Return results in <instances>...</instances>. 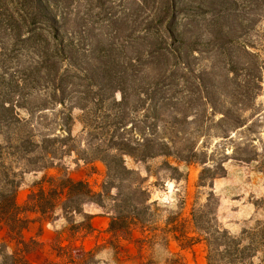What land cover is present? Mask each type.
Instances as JSON below:
<instances>
[{
  "label": "trees",
  "instance_id": "1",
  "mask_svg": "<svg viewBox=\"0 0 264 264\" xmlns=\"http://www.w3.org/2000/svg\"><path fill=\"white\" fill-rule=\"evenodd\" d=\"M194 2L118 0L119 7L127 3L134 6L118 11L113 0H0V224L15 242L11 249L0 243V264H29L28 242L23 238L29 212L50 221L49 214H55L58 208L63 210L76 195L83 197V203L103 196L94 193L87 181L45 175L32 184L30 197L20 206L19 179L53 169L59 153L79 152L82 158L77 161H101L109 174L117 170L122 175L129 171L125 156L143 161L179 159L184 154L189 158L193 154L190 139L182 144L169 137L156 139L145 135L139 125L143 133L137 139L119 133L126 123H132L130 108L148 104L151 112L144 118L155 128L159 122L179 124V113L172 110L187 99H197L211 115L228 119L232 131L244 126L230 107L238 106L248 94V82L234 83L228 89L206 82L207 74L191 67L194 55L199 54L197 46L213 45L223 57L227 75L241 74L233 59L236 52L232 47L237 39L223 30L236 1L202 0L200 6ZM196 11L216 14L205 22V41L195 26L182 23L180 14L185 13L190 24L199 26L192 15ZM216 24L218 27L211 29ZM240 46L243 44L236 49ZM253 59L260 83L264 63L258 56ZM13 60L20 63L16 69H12ZM52 106L53 110L68 106L65 136L42 131ZM20 109L24 110L22 114ZM74 110L81 112L83 124L80 138L84 136L85 142L79 145L67 125ZM221 138L230 141L232 136ZM255 157L237 159L251 162ZM164 164L176 169L167 161ZM142 192L140 186L136 187L132 196ZM217 233L241 256L264 246V234H260L238 251L242 239L224 230ZM209 261L207 257V264Z\"/></svg>",
  "mask_w": 264,
  "mask_h": 264
},
{
  "label": "rangeland",
  "instance_id": "2",
  "mask_svg": "<svg viewBox=\"0 0 264 264\" xmlns=\"http://www.w3.org/2000/svg\"><path fill=\"white\" fill-rule=\"evenodd\" d=\"M113 1L118 11L134 8L131 3L119 7L118 0ZM200 1L202 0H195L194 4L200 6ZM235 1L237 6L232 7L223 30L229 32L230 37L237 39L236 46L232 47L236 52L233 59L238 71L242 70L241 76L227 75L223 57L213 45L197 46L199 54L194 55L196 58L191 60V67L195 71L205 72L206 82H214L228 89H231L234 83L245 85L246 81L248 82V94L241 98L238 106L230 107L234 114L240 116L244 126L234 132L228 119L222 118L221 115H211L210 110L205 111V105L197 99H187L181 102L177 109L172 110L176 114L179 113L182 120L179 124L172 125L169 122L165 125L159 122L158 127L152 128L149 125L150 120L144 118V115L151 112L148 104L138 106L135 109L130 108L132 123H126L119 133L137 139L140 133H143V130L140 132L137 126L139 125L143 127L145 135L156 139L169 137L179 144L190 139L193 142V154L189 158L184 154L179 159L157 157L143 161L125 156V166L129 171L122 175L117 170L109 174L101 161H77L82 158L79 152H62L55 156L56 164L53 169L22 176L17 193L20 206L30 197L32 184L45 175L68 176L74 181H87L94 193L103 194L100 198L93 197V201L84 203L83 197L76 195L63 210L58 208L55 214H49L50 221L42 220L39 216L29 220L35 224L33 233L38 234L42 222H53L57 218L62 237L69 242L65 248L56 242L52 243L45 257L35 262L104 264L101 259L106 258L104 255L95 252L84 253L75 245L77 238L88 230L91 216L86 212H93L95 207L110 214V229L120 235H124L129 228L136 225L152 232L154 229L160 230L179 219L185 222L189 213L191 223L187 225V229L194 228L197 241L204 244L206 264L207 257L210 264H264V246L257 247L256 251H246L245 256H241L238 252L234 253L230 242L221 239L217 233L224 230L231 236L242 239L238 251H242L247 243H250V239L259 238L260 234H264V79L259 83L253 64V56H258L259 62L264 63V0ZM180 15L182 23L195 26L200 39L205 41L208 37L205 22L212 20L216 14L194 12L193 18L198 21L199 26H196L195 22L190 24L185 13ZM217 27L216 24L211 26V29ZM2 41L0 34V47ZM239 44L243 46L236 49ZM17 63V60H13L12 69L17 68ZM142 71L145 73L144 68ZM261 76L264 78V74ZM116 97L119 99L118 93ZM52 108L53 106L49 107L50 110L46 113L42 131L65 136L64 115L68 112V106L63 109ZM23 111L20 109V114ZM165 115L167 116L166 112ZM67 125L76 144L85 142L84 136L80 138L83 127L81 112L74 110ZM227 134L232 136L230 141L221 138ZM253 157L255 160L251 162L237 159ZM165 161L176 169L166 167ZM138 176L142 181H139ZM139 186L143 192L132 196V190ZM187 201L189 206H186ZM184 222L183 225L186 226ZM243 232H246L245 235ZM165 239L162 234H157L155 240L158 245L150 244L146 247V255H150L153 263L160 264L166 259ZM26 241L29 252H32L37 242L31 238ZM0 243L8 244L10 249L15 247L8 230L1 224ZM230 257L234 259L231 260Z\"/></svg>",
  "mask_w": 264,
  "mask_h": 264
},
{
  "label": "crops",
  "instance_id": "3",
  "mask_svg": "<svg viewBox=\"0 0 264 264\" xmlns=\"http://www.w3.org/2000/svg\"><path fill=\"white\" fill-rule=\"evenodd\" d=\"M22 200L24 202V197ZM186 206H189L188 201ZM86 214L91 216L88 230L77 238L75 245L84 253L95 252L104 255L106 258H101L104 264H156V262L153 263L150 255H146V247L150 244L158 245L155 240L157 234H162L166 238L164 246L166 259L160 264H206L204 244L197 241L194 228L187 229V225L191 223L189 213L186 215L185 222L179 219V221L168 223L160 230L154 229L153 232L136 225L129 228L124 235L110 229L112 222L110 214L95 207L93 212H86ZM38 216L33 212L27 214L30 221ZM57 221L56 218L53 222L39 224L38 234L33 233L35 224L29 222L27 229L23 232V238L25 240L31 238L37 242L36 248L26 255L29 264H40L35 260L44 258L48 248L54 242L62 248L69 245V242L62 237Z\"/></svg>",
  "mask_w": 264,
  "mask_h": 264
}]
</instances>
